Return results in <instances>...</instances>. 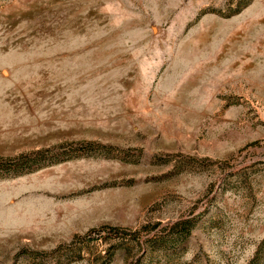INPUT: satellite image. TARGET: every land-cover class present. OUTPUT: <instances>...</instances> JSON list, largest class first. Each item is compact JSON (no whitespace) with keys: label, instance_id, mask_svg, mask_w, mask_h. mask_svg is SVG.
Instances as JSON below:
<instances>
[{"label":"rangeland","instance_id":"1","mask_svg":"<svg viewBox=\"0 0 264 264\" xmlns=\"http://www.w3.org/2000/svg\"><path fill=\"white\" fill-rule=\"evenodd\" d=\"M37 151L0 264H264V0H0V158Z\"/></svg>","mask_w":264,"mask_h":264},{"label":"trees","instance_id":"2","mask_svg":"<svg viewBox=\"0 0 264 264\" xmlns=\"http://www.w3.org/2000/svg\"><path fill=\"white\" fill-rule=\"evenodd\" d=\"M43 151H37L29 155H19L14 158H0V174H20L23 171L36 168V161L43 156ZM187 233V229H185Z\"/></svg>","mask_w":264,"mask_h":264}]
</instances>
